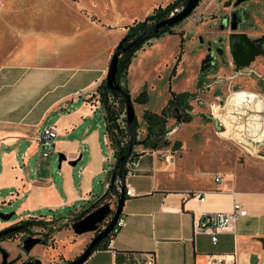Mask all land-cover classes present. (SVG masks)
Segmentation results:
<instances>
[{
	"label": "crops",
	"instance_id": "obj_1",
	"mask_svg": "<svg viewBox=\"0 0 264 264\" xmlns=\"http://www.w3.org/2000/svg\"><path fill=\"white\" fill-rule=\"evenodd\" d=\"M86 31L65 39L50 35L68 48L36 52L28 59L0 66V208L15 214L9 220L1 218L0 229L21 219L53 216L43 215V210L84 202L60 213L68 218L108 187L104 110L96 105V88L105 78L111 54L126 28L125 24L92 26ZM177 34L154 38L135 52L128 65L125 84L132 99L143 86L148 93L145 103L133 100L141 126H145L144 109L159 112L171 91L194 92L201 83L200 66H184L182 56L189 45L201 56L202 40L195 44L185 35L175 37ZM181 39L185 48L179 59L176 51L170 60L151 57L161 44H177ZM49 124H55L58 132L52 153L64 154L57 166L46 160L43 154L47 153H41L35 139ZM143 147L135 145V151L142 152L133 159L135 172L125 179L130 194L120 214L124 224L107 247L96 248L81 264H198L208 253H235L236 264H255L264 256V191L245 187L240 179L231 180L227 174L217 181L216 173L223 172L219 170L193 169L188 175L172 152L167 161L160 149ZM112 161L113 157L110 164ZM203 191L206 195L200 200L197 193ZM237 201L247 214L239 216L232 229L219 231L215 244L208 233L193 231L196 216L205 211H230ZM85 238L80 235L76 241H64L65 255L60 260L79 254L91 240Z\"/></svg>",
	"mask_w": 264,
	"mask_h": 264
},
{
	"label": "rangeland",
	"instance_id": "obj_2",
	"mask_svg": "<svg viewBox=\"0 0 264 264\" xmlns=\"http://www.w3.org/2000/svg\"><path fill=\"white\" fill-rule=\"evenodd\" d=\"M172 1L174 0H0V66L15 60L28 59L36 52L58 47L68 48L69 45H62L50 35L65 39L79 32L88 33L86 30L92 26L117 28L125 24L126 28L133 24L134 20H143L153 11V7H164ZM146 9L148 13L145 12ZM233 15L237 16L236 31L245 32L250 38L264 35V0H245L238 5H235V0H200L190 16L179 22L173 31L178 33L175 37L185 35L187 40L195 44H198L201 37L202 55L198 57L197 50H190V45L186 51L185 45L180 46L179 41L177 44L173 42L161 44L151 57L170 60L173 59L175 51L177 55L181 48H185L182 56V60H185L184 66L195 63V69L199 68L201 58L206 53L207 41L216 40L221 35L227 36L230 30H221L220 24L225 19L230 23ZM153 39L145 41L139 49L150 45ZM223 44L226 45V42ZM199 70L200 82L206 86L199 95L195 94L190 103L191 111L182 118L180 126L169 136L166 148H170L176 162L180 161V167H183L188 175L193 169L219 170L225 172L231 180L240 179L245 187L264 191V145L242 146L234 143L227 134L221 135L218 131L224 129V126L216 114L211 112V105L223 104L231 90L243 88L239 91L248 89L264 92V55H257L249 65L240 66L235 63L226 48L225 53L216 56L209 66L202 69L200 67ZM174 71L172 68L171 74ZM182 82L181 79L180 83ZM171 90L169 88V91ZM101 100L103 102L105 99ZM135 110L138 113L137 105ZM168 113L169 124L177 112L171 108ZM145 126L137 123L138 139L145 136ZM43 155H47L46 160L49 158L51 164L57 166L56 152ZM104 155L105 169H108L112 157L109 156L107 145H104ZM107 201L109 204L107 215L97 224L98 230L106 225L115 210V201L110 198L102 203ZM80 204L84 202L80 201L70 208L56 211H41L43 215H53L39 218L49 223L43 224L45 230L42 232V242L31 250L38 255L42 264H58L64 261L60 260L65 255L64 241H76L80 235L90 240L96 233V231L76 233L71 228L70 219L77 212H73L68 218L60 215L64 211L78 208ZM0 211L10 210L4 207L0 208ZM14 216L15 214L11 218ZM40 226L41 224H35L33 227Z\"/></svg>",
	"mask_w": 264,
	"mask_h": 264
},
{
	"label": "built area",
	"instance_id": "obj_3",
	"mask_svg": "<svg viewBox=\"0 0 264 264\" xmlns=\"http://www.w3.org/2000/svg\"><path fill=\"white\" fill-rule=\"evenodd\" d=\"M208 85V84H207ZM205 84H199L194 92H186L182 97L173 95L176 106L173 109L177 112V116L174 117L171 123H166L164 131L160 134L157 142L153 148L160 149L162 151L165 160L171 159V150L166 148L165 142L169 140V136L176 131V129L182 123V118L191 111L190 103L192 102L195 94L199 95ZM243 88L231 90L226 96L223 104L211 105V112L214 114L216 107H220L222 112L224 111L226 119L230 121L231 129L226 134L236 144L249 147H259L264 145V108L257 104V102L264 101V92H257L254 90L244 89L248 93L253 94L252 109L250 114L243 117L238 111H232L226 108L227 98L237 93ZM98 97L96 105L103 110L104 102L109 106V110H104V123H105V134L106 141L109 148V156L116 157V152L120 146L128 147L130 136L126 127V112H117L116 103L117 97L115 93H108L105 100L102 102L101 96L96 92ZM178 108L176 110L175 108ZM229 110V111H228ZM123 113V114H122ZM176 114V115H177ZM216 114V113H215ZM214 114V115H215ZM217 119L222 122L224 131L227 130V126L224 125L222 119L216 114ZM234 116V117H233ZM222 130L218 132L221 133ZM58 132L55 124H49L42 128V130L36 135L37 140L43 153H52V147L56 139ZM135 157H130L125 164V179L127 175H131L135 172L136 162L133 160ZM108 172V170H107ZM226 173L219 172L215 175V180L221 181ZM118 187V182H115ZM125 194H130V189L125 188ZM206 193H197L200 200H204ZM114 198V196H113ZM115 199V198H114ZM247 214V209L240 202H234L233 207L230 211H205L199 217H195L192 223L193 231L196 233H208L210 235L211 242L215 244L218 240V232L221 230L232 229L234 221L239 217ZM124 219L119 217L116 226L120 227L124 224ZM198 264H236L235 253H208L206 254L205 260ZM255 264H264V256L259 257Z\"/></svg>",
	"mask_w": 264,
	"mask_h": 264
},
{
	"label": "water",
	"instance_id": "obj_4",
	"mask_svg": "<svg viewBox=\"0 0 264 264\" xmlns=\"http://www.w3.org/2000/svg\"><path fill=\"white\" fill-rule=\"evenodd\" d=\"M199 1L200 0H188L187 3L181 9L176 10V12L170 14L168 17L154 23L145 32L135 37L133 40L127 42L126 44H123L122 42H118L117 45L115 46L108 64V68L105 76V84L108 88L116 91L115 97L122 96L125 100L126 127L130 136L127 150L113 159L107 172L108 183L111 180V175H112V183L115 184L116 181L118 182V187L115 184L117 192L113 193L116 203L115 210L112 216L107 221L106 225L99 230L97 224L101 222L103 219H105L109 208L108 202L99 206L94 210L87 212L86 214L80 216L78 219L72 221L71 228L76 233H82L90 229H94L96 233L93 235L91 240L86 244V246L79 254H77L74 258L64 260L58 264H81L90 255L91 251L94 249V247L99 242V240L104 238L112 231L118 218L120 217L124 200L126 198L125 164L130 157H137L142 152V151H135V145L141 143V139L137 138V131L133 125L135 110H134L132 96L129 92L123 90L116 82V71L118 66V60L122 51L135 45L140 41H144L145 39L149 38L154 32H156L160 28H163L165 26H174L175 24L182 22L184 19L190 16L192 11L198 5ZM243 1L245 0H235V5H238ZM220 29L230 30V33L227 36L225 35L221 36L219 38V41L225 40L227 42V47L231 54V57L237 65L240 66L249 65L257 55H264V47L262 45V40L264 39V35L259 38H250L245 32L236 31L237 21L235 20V15L232 16V20L230 23L224 21L223 24L220 26ZM222 50L223 49L221 47V49H219V52H222ZM213 58L214 55H211V52L207 53L201 60V66H200L201 69L209 66L212 63ZM104 108L107 111H110L109 106L106 104V102H104ZM175 109L178 110L177 107ZM176 116L177 119L179 120L180 117H178V114ZM167 143L168 141L165 142V144ZM63 158H64V154L59 152L57 157L58 165H60V161ZM70 163L75 164L76 161L71 160ZM115 164L118 167L117 173L114 171ZM86 207L87 205H85L81 209H84ZM81 209L76 213V215L79 214ZM13 214L14 211H9V212L0 211V218L4 220H9L11 219ZM17 228H19L18 225L11 223L0 229V236L8 232H12ZM40 240H41L40 237L26 236L22 240V246L26 251H29L33 247V245L40 242ZM35 261L36 264H41V260L39 258H37Z\"/></svg>",
	"mask_w": 264,
	"mask_h": 264
},
{
	"label": "trees",
	"instance_id": "obj_5",
	"mask_svg": "<svg viewBox=\"0 0 264 264\" xmlns=\"http://www.w3.org/2000/svg\"><path fill=\"white\" fill-rule=\"evenodd\" d=\"M188 0H174L164 7L162 6H156L153 7V11L148 14L143 20H134L129 26H126V33L122 37V39L119 42H122L123 44H126L127 42L133 40L135 37L139 36L143 32H145L150 26H152L154 23L158 22L161 19H164L168 17L171 13L176 12L177 9L183 7ZM179 24V23H177ZM175 24L174 26H165L163 28H160L156 32H154L149 38L145 39L144 41H140L136 43L135 45L125 49L122 51L119 60H118V66H117V71H116V82L118 85L123 89L129 92V89L127 85L125 84L126 81V69L129 63L131 62V58L134 56L135 52L137 49H139L142 44L145 41H149L152 38H159L162 37L166 34H173L175 33L173 31V28L177 25ZM182 37V35H180ZM180 46H183V39H181ZM182 52V48L180 49L179 53L177 54V59L180 58V54ZM124 70V71H123ZM96 92H98L101 96V99H105L108 93L114 94L116 93L115 90L110 89L106 86L105 84V78L98 84L96 88ZM186 92H170V98L168 100V103L165 107H163L159 112L156 111H151L149 109H144L142 113V118L144 119L145 122V127H146V133L145 136L141 139V144L148 149H151L154 147L155 142L157 141L158 137L160 134L164 131L165 124L167 122V117H168V111L176 106L174 100L172 99L173 95H177L179 97H182ZM148 93L146 90V87L143 86V88L138 92L136 96H134L133 100L135 102L139 103H145L147 101ZM116 109L117 112H123L125 111V100L122 96L117 97V103H116ZM138 123L137 116L135 115L133 125L134 128H136ZM127 150V147L120 146L119 150L115 153L116 156H119L120 154L124 153ZM117 165L115 164L114 171L117 173ZM117 192V189L115 187V184L112 183V175H111V180L109 182V185L107 189L100 195L98 196L94 201L90 202L86 208L81 209L79 214L73 215L71 217V221H74L78 219L80 216L86 214L87 212L91 211L92 209H95L107 202L102 203L103 201H106L108 199H112L115 201L113 198V193ZM30 221L34 222L35 224H46L49 223V221H45L43 219H29ZM118 229V226H114L112 231L106 235L104 238L99 240V242L96 244L93 250L96 248L100 247H107L109 244V241L111 238L114 237L116 231ZM92 250V251H93ZM91 251V252H92Z\"/></svg>",
	"mask_w": 264,
	"mask_h": 264
},
{
	"label": "flooded vegetation",
	"instance_id": "obj_6",
	"mask_svg": "<svg viewBox=\"0 0 264 264\" xmlns=\"http://www.w3.org/2000/svg\"><path fill=\"white\" fill-rule=\"evenodd\" d=\"M236 17L237 16L235 15V19ZM224 21H227V19H225ZM224 21L221 22L220 26ZM221 36H218V39L216 40L214 39L212 41H207L205 55L211 52V55H214V58H216V56L222 55L226 52V48H228L227 42L225 40L219 41V38ZM199 39L202 40L201 37H199ZM223 42H226V45H224ZM262 45L264 47V39L262 40ZM221 47L223 50L222 52H219V49H221ZM11 223L18 225L19 228L0 236V264H36L35 260L38 258V255L34 252H31V250L38 243L42 242V232L45 230V226L41 224L40 227L34 228L33 226L35 225V223L30 221L29 219H21ZM26 236L40 237L41 240L40 242L33 245V247L29 251H26L22 246V240Z\"/></svg>",
	"mask_w": 264,
	"mask_h": 264
},
{
	"label": "bare ground",
	"instance_id": "obj_7",
	"mask_svg": "<svg viewBox=\"0 0 264 264\" xmlns=\"http://www.w3.org/2000/svg\"><path fill=\"white\" fill-rule=\"evenodd\" d=\"M252 95L253 94L248 93L247 91H238L237 93H235L232 96H229L227 98L226 108H228L229 110H232V111H238L239 113L242 114L243 117H246V115L252 109V107H251L252 101L254 100ZM257 104L260 105L262 108H264V101H262V102L258 101ZM214 112L222 119L224 125L227 126V130L226 131L222 130L220 133L221 135H226V133L228 131H230V129H231L230 121H228L226 119V115H225L224 111L222 112L220 107H216Z\"/></svg>",
	"mask_w": 264,
	"mask_h": 264
}]
</instances>
